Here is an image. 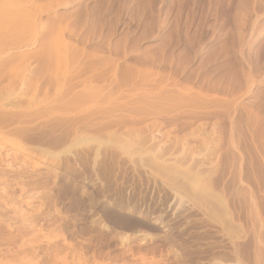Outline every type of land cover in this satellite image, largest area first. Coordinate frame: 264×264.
<instances>
[{"label":"rangeland","instance_id":"374dc122","mask_svg":"<svg viewBox=\"0 0 264 264\" xmlns=\"http://www.w3.org/2000/svg\"><path fill=\"white\" fill-rule=\"evenodd\" d=\"M0 264H264V0H0Z\"/></svg>","mask_w":264,"mask_h":264},{"label":"bare ground","instance_id":"6f19581e","mask_svg":"<svg viewBox=\"0 0 264 264\" xmlns=\"http://www.w3.org/2000/svg\"><path fill=\"white\" fill-rule=\"evenodd\" d=\"M238 1V0H237Z\"/></svg>","mask_w":264,"mask_h":264}]
</instances>
